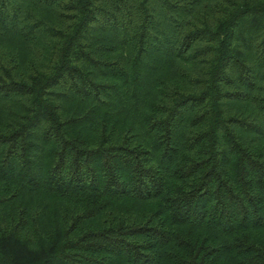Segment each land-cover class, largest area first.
<instances>
[{"label":"trees","instance_id":"trees-1","mask_svg":"<svg viewBox=\"0 0 264 264\" xmlns=\"http://www.w3.org/2000/svg\"><path fill=\"white\" fill-rule=\"evenodd\" d=\"M0 264H264V0H0Z\"/></svg>","mask_w":264,"mask_h":264}]
</instances>
